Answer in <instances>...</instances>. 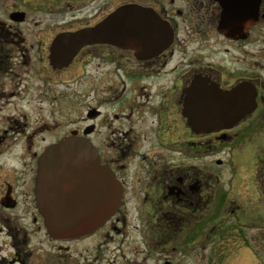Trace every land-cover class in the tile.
I'll return each mask as SVG.
<instances>
[{
	"label": "flooded vegetation",
	"instance_id": "af4514ba",
	"mask_svg": "<svg viewBox=\"0 0 264 264\" xmlns=\"http://www.w3.org/2000/svg\"><path fill=\"white\" fill-rule=\"evenodd\" d=\"M123 7L150 10L170 38L142 54L85 46L52 66L58 35ZM70 136L92 145L120 206L92 234L55 240L38 161ZM261 253L264 0H0V264H264Z\"/></svg>",
	"mask_w": 264,
	"mask_h": 264
},
{
	"label": "water",
	"instance_id": "95a60500",
	"mask_svg": "<svg viewBox=\"0 0 264 264\" xmlns=\"http://www.w3.org/2000/svg\"><path fill=\"white\" fill-rule=\"evenodd\" d=\"M166 37L170 38L168 30L153 12L123 7L98 26L58 35L50 47V61L54 68H62L83 47L102 43L138 47L142 54L147 40L160 46ZM250 103L246 99L240 108L242 116L250 112ZM35 191L44 225L55 240L92 234L115 214L121 199L119 185L100 166L92 145L77 136L45 150L38 161Z\"/></svg>",
	"mask_w": 264,
	"mask_h": 264
},
{
	"label": "rangeland",
	"instance_id": "374dc122",
	"mask_svg": "<svg viewBox=\"0 0 264 264\" xmlns=\"http://www.w3.org/2000/svg\"><path fill=\"white\" fill-rule=\"evenodd\" d=\"M74 112H75L76 115H78L77 110H75ZM73 117L76 118V116H73ZM177 257H178V255H177ZM180 257H183V256L181 255ZM261 258H263L262 262H264V253H261L260 255L258 254L257 259L261 260ZM106 259L107 260L110 259V254L108 256H106ZM187 263L189 264V261H187ZM102 264H107V263L104 261ZM148 264H153V262L152 261H148ZM198 264H206V263H202V261L200 260Z\"/></svg>",
	"mask_w": 264,
	"mask_h": 264
}]
</instances>
